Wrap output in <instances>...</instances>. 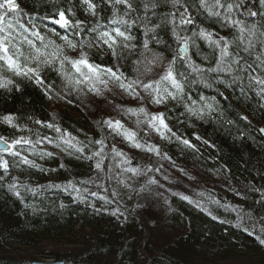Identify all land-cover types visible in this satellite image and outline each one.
Listing matches in <instances>:
<instances>
[{
	"label": "trees",
	"instance_id": "trees-1",
	"mask_svg": "<svg viewBox=\"0 0 264 264\" xmlns=\"http://www.w3.org/2000/svg\"><path fill=\"white\" fill-rule=\"evenodd\" d=\"M17 2L22 9L21 23L31 28L28 24L31 18L43 36L54 41L61 47L64 55L72 58L78 55L79 47L77 51L65 47L64 41L51 35V32L41 25L44 17L52 16L58 8L67 10L71 7L75 16L69 17L70 19L85 21L87 28L96 23V18L83 11L81 0ZM136 2L139 3V0ZM247 3L253 10L264 8L260 0H247ZM170 10L161 0L160 7L147 13L151 21L149 27L160 23L161 17L167 15ZM193 12H196V9H193ZM99 14L101 22L106 23L107 19L111 18L112 11ZM135 15L141 17L131 29L135 36L133 43L136 48L132 53L125 50L124 59H113L103 48L96 47L95 43L92 48L85 47L83 50L88 52L92 62L119 67L129 80L136 79L137 76L145 82L154 78L159 80L169 60L176 56L177 45L171 27L162 26L157 29L161 43H156L150 39L152 33L145 35L143 8L141 7L140 12ZM196 18L198 22H202L203 27L220 30L221 34L232 31L221 29L206 13H198ZM70 33L69 38L74 42L92 39L86 35L74 36L72 31ZM30 38L35 40L34 37ZM146 39L149 40L150 50L143 48ZM35 42L38 47L41 46L39 41ZM198 43L200 55H196L195 48L190 50L189 55L197 64H203L202 56H210L211 50L205 42ZM24 47L27 52V45ZM47 51L51 52L52 48L49 47ZM153 56H159L160 63L155 66L147 65L146 60H151ZM136 61L141 62L139 72L136 70ZM58 66L56 64V67ZM146 66L156 74L148 78L150 71L145 72ZM66 68L71 70L69 65H66ZM176 68L187 77L184 81L186 95L182 102L169 100L167 104L154 105L146 94L148 105L164 108L166 123L176 134L171 136L166 133L170 138L161 139L155 132H149L159 139L156 145L162 156L166 154L171 158H165L166 163L177 169L172 176L162 174L160 179H156L159 183L171 180L173 186L169 188L175 193L187 183L181 179L191 175V172L194 174L199 171L203 175L201 180L214 189H208L195 177V187L203 186L204 192L199 191V196L189 192L187 197L190 196L193 203L181 199V196L186 195L172 194L170 204L162 209L160 215L153 217L152 212L145 214L143 209L150 211L152 208L155 201L150 199L151 191L154 192L160 186L159 183L142 182L137 186L129 182L130 173H125L124 180L132 185L130 190L117 183V180H111L114 176L109 174L110 172L107 174V170L113 166L106 160L104 172H98L94 167L95 160L80 158V154L75 152L69 155L47 141L36 145L34 150L30 145H23L20 148L22 155L27 156L39 167H29L20 163L19 158L2 154L3 158L9 161L10 171L4 175L0 170V176H3V179H0V264H31L29 258L12 254V248L31 247L37 244V240L42 239L53 242L66 241L70 245H76L71 242V235L77 239H90L93 241L92 245L64 254L45 252L41 258L63 260L66 264H88L91 261L96 264H264V249L255 244L260 242L259 236L251 240L248 235L238 232L237 225L238 213H251L253 218L249 220L246 217L245 220L250 226L259 229L262 227L261 217H264V197L261 195L264 193V138L260 131L264 126V89L250 83L246 74H241V79L236 81L227 74H221V78L209 74L206 80L215 89L206 93L207 101L204 103L200 101V96L190 83L197 79V76L179 60ZM0 75L14 80L15 84L19 85V91L14 85H10L9 89L0 88V137L9 141L19 137H30L35 141L36 133L41 137L52 138L59 135L52 129L35 123L39 120L45 124L54 123L63 131L71 133L78 141L88 144L84 155H91L99 149V145L89 143L90 141L105 138V135L109 144L117 138L124 141L102 124L104 119L114 116H119L127 128H133L140 140H147L141 133H145L148 127L143 129V123L137 125V118L123 111L126 108H134L133 106L114 104L107 98H104L106 103L101 105L99 97L87 92V89L83 92L66 89L65 80L50 68L42 67L41 75L52 85L53 99L46 98L41 88L32 82L15 77L7 71ZM109 88L113 98H122L123 101L129 98L114 85L109 84ZM185 104L194 110H202L203 114L192 115L186 110ZM117 105L119 107H116ZM208 106H211V110ZM7 115H12L14 123L20 127L13 128L5 123L3 118ZM143 118L141 116L140 119ZM176 137L189 140L195 147H186ZM47 152L52 155L41 157V153ZM143 157L147 156L144 153L130 154L132 163L148 161L141 160ZM117 162H120L119 157L118 161L111 160V163ZM180 169H183V172ZM220 180L224 181V185L219 184ZM83 181L88 183H82ZM12 182L19 185L20 197L9 191L8 185ZM69 184L79 191L68 187ZM145 186L147 191L137 195L136 190ZM113 190L119 195L113 196ZM183 190L188 191L186 188ZM129 195L132 199H128ZM138 204L143 207L137 208ZM197 204L209 209L195 208ZM49 209H52V212H49ZM140 214L145 216L144 220L147 222L139 221L142 220Z\"/></svg>",
	"mask_w": 264,
	"mask_h": 264
},
{
	"label": "snow or ice",
	"instance_id": "snow-or-ice-1",
	"mask_svg": "<svg viewBox=\"0 0 264 264\" xmlns=\"http://www.w3.org/2000/svg\"><path fill=\"white\" fill-rule=\"evenodd\" d=\"M86 5L85 11L92 17L96 18V23L91 27H85V21L72 20L69 17H74L75 12L70 7L67 10L58 8L55 13L50 17H44L49 23L59 26L65 31H72L74 36H89L91 40H80L74 42L68 35H63L57 31L56 28H49L48 30L54 35L64 41L67 48L77 51L79 47L78 56L75 58L64 55L60 46L56 45L54 41L47 39L39 30L36 29L34 21L30 18L28 24L31 28L26 27L21 23L22 9H20L17 0H0V73L7 71L15 77H20L24 80L34 83L37 87L41 88L44 95L48 99H53L54 96L52 85L47 83L45 78L41 75L42 67L50 68L52 71L62 77L66 82V89L83 92H91L93 95L100 96L103 91L99 85H103V89L111 91L109 84L119 88L122 92L131 96L133 99H138L143 102L144 97L137 89H141L149 96L150 103L154 105L167 104L169 100L180 103L185 98V80L186 74L180 72L176 68L177 60L186 64L191 69L192 73L197 74L202 81L206 80L209 74H227L232 76L233 80H240L241 74H246L250 83L262 86L264 89V8L253 10L248 5L247 0H163L165 5L170 7L167 15L161 17L160 23H156L149 27L151 23L147 13L155 11L157 7L161 6V0H99L100 4H105L112 10V15L107 22H101L100 14L97 12L98 3L96 0H82ZM264 5V0H260ZM143 8L145 21V35L152 33L150 37L156 43H161L157 29L162 26H170L172 36L175 44L177 45L176 56L169 60L167 66L164 68L163 74L159 80L145 82L137 76L136 79L129 80L124 72L120 71L119 67H109L100 65L90 61L88 52L84 51L85 47L92 48L93 43L96 47L103 48L115 60L119 61L124 59L125 50L132 53L136 44L133 43L135 36L132 34L131 29L136 25V21L141 19L139 15H135ZM196 9V12H193ZM206 13L208 18H211L214 23H218L221 29H231L221 34L220 30H212L202 26V22L197 21L198 13ZM11 14V17H10ZM10 17V18H9ZM259 18V19H256ZM251 20V22H249ZM34 37L35 40L31 39ZM35 41L40 42V47L37 46ZM198 41H203L211 50L210 56H202L203 64H197L195 60L189 55L190 50L195 48L196 55H200V45ZM27 45L28 51H25ZM51 47L52 51L48 52L47 49ZM143 48L149 49V40L143 42ZM159 56H153L151 60H146L147 65L155 66L160 63ZM137 72L140 71V61L135 62ZM56 64L59 66L56 67ZM66 65L70 66L69 70ZM207 65V66H205ZM151 68H145V72L150 71ZM223 83V81H220ZM10 85H14L16 90L19 91V85L15 84L14 80L4 78L0 75V88L9 89ZM66 94H70L67 93ZM87 94V93H85ZM203 100L204 98L201 97ZM71 103V101H68ZM116 107H119L118 105ZM211 110V106H208ZM186 110L192 115L203 114L202 110H194L192 107L185 104ZM126 114L137 117V125L145 124L149 129L155 131L161 139H169L166 133L171 136L176 134L171 131L166 123L165 114L150 113L145 107L139 108H126L123 109ZM144 119L141 120L140 117ZM244 119H247L244 117ZM4 122L13 128L20 126L14 123V117L7 115L3 118ZM42 127L52 129L59 135L56 138L41 137L36 133L37 139L33 141L30 137H19L9 140L5 137H0V170L4 175L9 174V161L3 158L2 154H7L14 158H19V162L28 165L29 167H39L34 161L30 160L27 156L22 155L20 148L23 145H30L34 150L36 145L42 144L47 141L53 147L60 148L62 152H67L69 155L73 152L80 154V158L89 161L95 160L94 167L98 172H104V161L109 158L115 160L120 158L117 167L121 168V173H131L133 177L139 176L142 173L139 167H132L131 160L115 145H112L110 153H106L105 149L109 146L105 143V139L101 138L94 142L99 145V149L93 151L91 155H84L85 148L88 144H83L78 141L71 133L63 131L58 125L54 123L45 124L43 121H35ZM108 130L115 136H120L124 141H127L130 147L154 153L156 156L161 155L160 149L155 145L142 144L137 139V132L127 128L121 120L107 119L102 121ZM29 131H31L29 129ZM264 132V129L260 130ZM147 134V133H146ZM177 140L189 148L195 146L187 139ZM200 139V137H197ZM207 143V141H204ZM63 145V147H62ZM43 155L51 156V152L41 153ZM164 158L171 160L164 154ZM173 163H175L173 161ZM123 165V167H121ZM63 167V165H61ZM41 171L43 169H40ZM147 171H152V167L148 166ZM159 172L160 169L156 168ZM183 172V169H180ZM111 179L112 177H108ZM191 179V177H189ZM3 179V176H0ZM82 183H88L83 181ZM125 188L132 190V185L128 184L125 180H118ZM149 184H158L155 178H150ZM68 187L75 189V186L69 184ZM102 187V185H98ZM9 191H12L17 197L21 196L19 185L16 182L9 183ZM34 191L32 189H29ZM79 191V189H75ZM137 195L141 192L147 191V186L140 188ZM97 195V193H92ZM113 196H118L116 190L112 192ZM176 195V193H173ZM203 195V193H201ZM264 197V193L261 194ZM128 199H132L129 195ZM181 199L187 200L189 203L193 201L187 196H181ZM214 203H219L214 201ZM261 203V201H257ZM138 207L143 205L138 204ZM199 207V204H197ZM63 207V205H61ZM203 210V209H202ZM211 214V213H209ZM238 215L240 224L243 225L245 218L251 220L252 214L245 213ZM216 219V217H213ZM260 223L262 224L261 232H264V217H261ZM247 231L248 229L245 228ZM260 239V243L264 244V239Z\"/></svg>",
	"mask_w": 264,
	"mask_h": 264
},
{
	"label": "rangeland",
	"instance_id": "rangeland-1",
	"mask_svg": "<svg viewBox=\"0 0 264 264\" xmlns=\"http://www.w3.org/2000/svg\"><path fill=\"white\" fill-rule=\"evenodd\" d=\"M206 49L207 48H205V50ZM210 52L211 51H209V53ZM154 73L156 74V72L150 71V73L148 75V78H149V76L152 77L151 75L154 74ZM154 79H150V81H153ZM104 98L109 99L108 96H105V97H101L100 96L99 99H98V100H100L99 104L102 105V104L106 103ZM109 101H110V99H109ZM111 101L114 102V103L122 102V103H125L128 106H133V105L137 104L135 101H133L130 98H128V100H126V101H122V100H118L116 98H113ZM140 103H142V102L140 101ZM111 119L120 120L119 116H114ZM104 120H107V118L104 119ZM142 127L144 129V128L147 127V125L142 124ZM131 130L134 131L133 128H131ZM150 131H152V130L148 128V130H146L145 133H141L142 136L147 138V140H140L141 138L138 135H137V139L142 144L158 146V145H156V143L157 144L159 143V139L155 138L151 134H148ZM141 132H142V130H141ZM153 132H155V131H153ZM104 139H105V143L109 146L108 148L105 149L106 153H110V149H111L112 145H115V147L118 150L122 151L129 159H130V154L134 155V154H139V153H144V155L148 157V158L147 157H143L141 159L143 161H145V160H148V161L141 162V163L140 162L131 163L132 167H139L141 169L142 173L146 172L147 174H141L139 176L133 177L132 174L130 173L131 176L128 179L130 183H133V184H135L137 186H140V184L142 182L148 183L150 178H154V176H156V178L159 177V179L162 177V175L154 173L156 168H159L160 170L162 169L161 167L158 166L161 163L162 154L160 156H156L154 153H150V152H147V151H143V150H140V149H136V148L130 147L129 144L127 143V141H122V140H120L118 138L116 139V141L111 140V144H109V143H107V135H105ZM111 160H113V159L111 158V154H109V158L106 159V161H108L113 166V168L110 167L109 170H107V174L109 172H110L109 174H113L114 178L111 179V180H117V183H118V180H124L125 173H121V168L116 166L117 164H119V162L111 163ZM115 160L118 161V157ZM148 166L152 167V171H150V172L147 171L146 168ZM189 177H191V179ZM195 177H197L198 180L200 181V183L202 185L206 186L208 189H214L209 184H207V183H205V182H203L201 180V178L203 177L201 172L195 171L194 174L191 172V175H188V176L184 177L183 179H181V181L187 182L188 184L186 183L185 187H182L181 189L178 190V192H175V193L188 196L187 194L189 192H193L195 195L199 196V191L203 190V192H204V189H203V186H201L200 188L195 187V185H194V183L196 181ZM159 184H160V186L154 191V192H156L157 200L155 201V203H153L152 208L150 209V212H152L151 215L153 217L160 215L162 209H164V207H167L170 204L171 196L174 193L169 188V186H173V182L171 180L170 181L164 180L163 182H161ZM219 184L220 185H224V181L220 180ZM183 188H186L188 191L185 192L183 190ZM36 243H37L36 245H33L31 247H26V248H23V247H20V246L19 247H13L12 248V254H16V255H19L20 257H25V258L27 257L33 262V261H46V259H42L41 258V255L43 253H45V252L62 253V254H64V253H69L70 251L83 250L82 246L70 245L66 241L53 242V241H50V240L42 239V240H37Z\"/></svg>",
	"mask_w": 264,
	"mask_h": 264
},
{
	"label": "bare ground",
	"instance_id": "bare-ground-1",
	"mask_svg": "<svg viewBox=\"0 0 264 264\" xmlns=\"http://www.w3.org/2000/svg\"><path fill=\"white\" fill-rule=\"evenodd\" d=\"M96 2L98 3V7H97L98 13L112 11L111 8L110 7H107L105 4H100L99 3V0H96ZM42 22L43 23L41 25H43L44 27H46L47 30L49 28H56L57 31L60 32L63 35H68V36L71 35L70 31H65L64 29L59 28V26L53 25V24L49 23V21L46 20V19L42 20ZM51 35L59 38V36L54 35L52 32H51ZM193 74L197 76V79H195L194 81L190 82L191 83V86H192L193 89H195L197 91L198 96H200V97L205 96V98L203 100L200 97H199V99H200L201 102L206 103V101H207V95H206V93L207 92L210 93V91L213 90V89H215V87L208 80L202 81L201 78L197 74H195V73H193ZM212 76L215 77V78H221L222 77L221 74H212ZM140 92H141V96H143V97L146 96L145 93L142 90H140ZM128 97L130 99H132L133 101H135L136 103H139V100L138 99H133L129 95H128ZM157 111H158V113H160V112H164L165 110L162 107H158L157 108ZM243 112L246 113L245 110H243ZM261 135L264 138V133L261 132ZM207 160H208V158H207ZM161 165H162V169L158 173L160 175L167 174V175H171L172 176L173 172L177 170V169H174V168L170 167L166 163L164 156H161ZM151 197L152 198H150V199L153 200V202L156 201L157 200V198H156V192L151 191ZM49 208H52V206H49ZM137 208H139V207H137ZM195 208H198V209H201V210L202 209L203 210H208L209 209L208 207H203V206H199V207L198 206H195ZM49 212H52V209H49ZM149 212H150L149 209L148 210L146 208L143 209V213L148 214ZM140 217L143 220V221L142 220H139L141 223L147 222V221L144 220L145 219V216H143V215L140 214ZM237 225H238V232L240 234L248 235L251 240H254V238L257 237V236L261 237V239H264V232H261V229H259L257 227L250 226L248 224L247 220H245V222H244L243 225L240 224V221L237 222ZM261 226H262V224H261ZM245 228H247L248 230L246 231ZM254 229H256L257 231H255ZM71 237H72L71 242H73L74 244H76V246H82L83 249L84 248L86 249L87 247L89 248V246L92 245V242H93L90 239H85V240H82V239H79V238L77 239L75 236H72V235H71ZM78 244H82V245H78ZM255 244L257 246L262 247L264 249V244H261L260 242H256ZM43 264H66V263L63 260H58V259H54V258H47L46 261L43 262ZM88 264H96V263H95V261H91ZM259 264H261V262Z\"/></svg>",
	"mask_w": 264,
	"mask_h": 264
},
{
	"label": "water",
	"instance_id": "water-1",
	"mask_svg": "<svg viewBox=\"0 0 264 264\" xmlns=\"http://www.w3.org/2000/svg\"><path fill=\"white\" fill-rule=\"evenodd\" d=\"M34 264H43V263H34Z\"/></svg>",
	"mask_w": 264,
	"mask_h": 264
}]
</instances>
